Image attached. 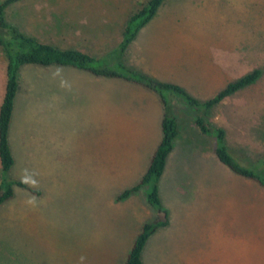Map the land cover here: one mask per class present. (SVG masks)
Wrapping results in <instances>:
<instances>
[{
	"label": "rangeland",
	"instance_id": "374dc122",
	"mask_svg": "<svg viewBox=\"0 0 264 264\" xmlns=\"http://www.w3.org/2000/svg\"><path fill=\"white\" fill-rule=\"evenodd\" d=\"M145 1L21 0L6 20L96 57L115 47L125 16ZM136 35L150 69L139 70L126 51L125 64L191 96L188 85L202 86L211 68L228 81L261 70L206 112L229 149L255 163L264 154V0H180L176 13L156 12ZM4 69L0 51V102ZM16 77L7 175L38 193L14 186L0 206V264H123L158 212L149 185L117 195L145 172L165 111L178 129L156 182L167 222L146 240L142 264H264V190L216 159L193 108L165 92V110L151 89L69 66L24 65Z\"/></svg>",
	"mask_w": 264,
	"mask_h": 264
},
{
	"label": "trees",
	"instance_id": "16d2710c",
	"mask_svg": "<svg viewBox=\"0 0 264 264\" xmlns=\"http://www.w3.org/2000/svg\"><path fill=\"white\" fill-rule=\"evenodd\" d=\"M21 0L0 1V51L5 60V84L0 102V206L12 198L13 187L26 188L30 193L38 191L27 188L22 181L8 177L7 173L13 164V157L8 144V126L13 108V100L17 89V71L24 65L37 66H69L85 71L93 76L119 78L140 84L160 95V100L167 110L169 100L164 93L169 92L178 97L187 106L193 108V123L202 134L212 136L216 159L231 173L249 179L264 190V154L255 163H245L227 146L224 130L206 119L207 110L220 103L225 97L253 84L260 76L261 70L253 68L250 71L229 80L223 88L205 100H198L189 95L180 86L154 80L153 78L133 70L124 62V54L128 44L133 40L137 31L155 14L163 0H146L139 8L130 11L124 18L119 40L111 50L99 55L88 53L71 47H59L49 42L41 41L6 20V9ZM161 137L153 150L147 168L135 185L124 189L117 195L118 199L142 186H150L146 199L150 206L158 212L152 221L142 224L123 264H142L141 252L148 237L160 226L167 222L166 211L160 205L157 195L156 182L162 174L165 159L172 148V141L177 135V121L173 115L164 112L160 121Z\"/></svg>",
	"mask_w": 264,
	"mask_h": 264
},
{
	"label": "crops",
	"instance_id": "0c3cea01",
	"mask_svg": "<svg viewBox=\"0 0 264 264\" xmlns=\"http://www.w3.org/2000/svg\"><path fill=\"white\" fill-rule=\"evenodd\" d=\"M179 4H180V0H163L161 4L159 5V7L157 8L156 12L158 14L159 13H167V14L176 13ZM190 28H192V26H190ZM138 35H136L135 36L136 38L134 37L133 40L128 44L125 50L126 57L130 56L132 58L133 65L137 67L139 70H141L142 72H148L147 70L148 68L150 69V65H147V64L142 65V62L144 60L142 59V56L140 55L143 50L140 48V46L144 45L143 43L144 40H142L141 37H139ZM138 55H140V58L136 59ZM191 55L192 54H190L189 57H191ZM138 63H141V65H139ZM184 63H187V61ZM212 65H213V62L210 64V66ZM210 71L207 72V74L205 75V80L202 86L200 83L199 86H195L193 88L191 85H188L187 87L188 91L192 94V96H194L198 100H205L207 98H210L213 94H215L217 91L223 88L225 84L228 82V79L226 80V78H228L229 75L228 76L223 75L221 72L214 71L212 68ZM187 77L192 79L191 75Z\"/></svg>",
	"mask_w": 264,
	"mask_h": 264
}]
</instances>
